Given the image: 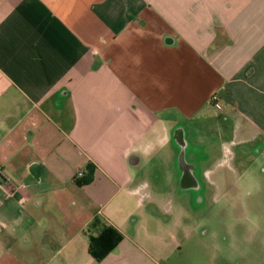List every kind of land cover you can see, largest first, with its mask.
<instances>
[{
  "label": "crops",
  "instance_id": "obj_1",
  "mask_svg": "<svg viewBox=\"0 0 264 264\" xmlns=\"http://www.w3.org/2000/svg\"><path fill=\"white\" fill-rule=\"evenodd\" d=\"M259 160L264 0H0V264H158L132 205L202 201Z\"/></svg>",
  "mask_w": 264,
  "mask_h": 264
},
{
  "label": "rangeland",
  "instance_id": "obj_2",
  "mask_svg": "<svg viewBox=\"0 0 264 264\" xmlns=\"http://www.w3.org/2000/svg\"><path fill=\"white\" fill-rule=\"evenodd\" d=\"M203 123L202 143L194 144L196 136L190 134L186 138L190 146L196 145L199 151L210 147L215 155L219 148L216 133L219 124L212 119ZM234 170L236 173L231 175L228 185L219 183L220 190L209 187L206 194L202 191V201L198 200V191H182L181 195L179 190L154 204L145 200L141 207L132 205L135 212L131 236L136 246L146 252L147 261L264 264V160L251 167L248 174L246 166L239 163ZM151 184H154L151 188L162 191V183ZM225 187L228 189L224 196ZM146 209L151 213L147 214ZM141 213L145 215L140 217Z\"/></svg>",
  "mask_w": 264,
  "mask_h": 264
},
{
  "label": "trees",
  "instance_id": "obj_3",
  "mask_svg": "<svg viewBox=\"0 0 264 264\" xmlns=\"http://www.w3.org/2000/svg\"><path fill=\"white\" fill-rule=\"evenodd\" d=\"M74 181L78 185L85 184L87 180L77 179ZM121 240V235L114 229L107 227L103 232L97 236L89 239V254L96 260L103 259Z\"/></svg>",
  "mask_w": 264,
  "mask_h": 264
},
{
  "label": "built area",
  "instance_id": "obj_4",
  "mask_svg": "<svg viewBox=\"0 0 264 264\" xmlns=\"http://www.w3.org/2000/svg\"><path fill=\"white\" fill-rule=\"evenodd\" d=\"M217 96L216 95H213L212 97H211V101L212 102H215L216 100H217ZM83 176V173L81 172V171H79V172H77L75 175H74V177L75 178H77V179H79V178H81Z\"/></svg>",
  "mask_w": 264,
  "mask_h": 264
}]
</instances>
